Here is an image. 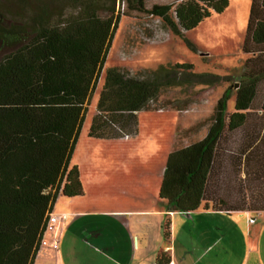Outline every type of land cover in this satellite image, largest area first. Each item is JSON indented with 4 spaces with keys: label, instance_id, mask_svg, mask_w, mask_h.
Wrapping results in <instances>:
<instances>
[{
    "label": "trees",
    "instance_id": "16d2710c",
    "mask_svg": "<svg viewBox=\"0 0 264 264\" xmlns=\"http://www.w3.org/2000/svg\"><path fill=\"white\" fill-rule=\"evenodd\" d=\"M71 1L78 6L77 16L53 26L46 22L43 10L34 16L36 29L26 40L17 32L0 28V44H17L0 61V264H32L58 194L68 198L83 195L79 171L70 166V160L120 16L112 8L108 17L101 18L96 0ZM108 2L113 6L114 0ZM144 2L122 0L120 14L126 15L127 9L156 17L179 38L229 6V0H181L174 8L153 5L146 9ZM243 52L258 53L256 59L264 54V0H250ZM253 61H245L238 77L234 111L227 112L228 88L217 102L205 136L187 147L175 145L168 155L159 197L172 212L190 214L202 205L218 206L222 211L236 209L207 198L212 187L224 183L227 163L233 164L237 183L248 186L251 198L260 196L259 187L264 183V102L262 114L251 115L262 75L248 70ZM192 69L190 64L161 66L144 77H133L117 67L106 69L88 137H135L137 114L149 111L164 89L210 85L207 77L220 79L194 74ZM188 77L194 80L190 82ZM237 133L242 139L229 152L227 136ZM252 203L248 204L250 209H264L263 202ZM164 235L168 236V225Z\"/></svg>",
    "mask_w": 264,
    "mask_h": 264
},
{
    "label": "rangeland",
    "instance_id": "374dc122",
    "mask_svg": "<svg viewBox=\"0 0 264 264\" xmlns=\"http://www.w3.org/2000/svg\"><path fill=\"white\" fill-rule=\"evenodd\" d=\"M88 1L82 0V2ZM121 1L114 0L112 6L108 0H96L97 6H100L98 15L101 18L108 17L110 15L108 10L113 8L114 14L120 16V22L106 57L101 77L88 100L78 139L71 156V164L80 165L82 172H88V174L91 165L94 167L107 164L112 166L132 164V162L155 164L156 158L161 156L165 151L166 144L169 143L167 137L171 123L174 127L177 125L175 131L178 144L176 147H183L198 141L206 134L217 102L228 88H231V97L227 103V112L230 114L234 111L235 86L240 83L238 77L245 69V61L249 58H253L254 61L248 65V70L259 71L262 74L250 113L251 115L262 114L264 54L256 59L259 56L258 53L245 54L243 52L250 0H229V6L222 14H213L194 30L184 32V38L174 36L156 17L136 11H127V9L126 15L122 16L120 14ZM180 1L145 0L144 7L150 9L153 5H171L174 8ZM43 10L47 12L46 22L53 26L57 25L59 21L70 16H77L79 13L78 6L71 0H0V28L17 32L20 39L26 40L35 32L36 26L32 24L34 16L38 13L41 14ZM170 14L174 18L173 10ZM16 46L17 44H0V61L14 51ZM176 64H190L193 67L192 73L208 74L220 79L217 81L213 77H207L205 80L210 81V85L190 84L182 88L164 89L158 100L149 105V111L137 114L139 135L137 134L135 137L115 141L88 137V130L96 112L106 69L117 67L133 77H144L148 71L156 70L161 66L171 68ZM188 78H190V82L194 80L193 77ZM241 139L240 133L228 134V143L225 145L229 148L227 151L233 152ZM113 176L114 174L109 173L104 182L111 185V181L116 179ZM233 176L231 168L224 170L225 187L227 181L230 183ZM59 195L61 194L59 193ZM208 195H215V187L210 189ZM246 218L247 223L255 224L254 228L264 229V214H254ZM241 220L244 221V218L222 214L212 220L200 221L196 226L195 240L193 237L189 238L196 242L198 238H202L200 235L208 227H213L215 230L218 228H239ZM207 235L205 236L207 237ZM259 244L264 247L263 240Z\"/></svg>",
    "mask_w": 264,
    "mask_h": 264
},
{
    "label": "crops",
    "instance_id": "0c3cea01",
    "mask_svg": "<svg viewBox=\"0 0 264 264\" xmlns=\"http://www.w3.org/2000/svg\"><path fill=\"white\" fill-rule=\"evenodd\" d=\"M172 126L171 123L169 143L155 164L91 165L88 174L82 172L80 165L70 163L79 171L83 195L57 196L51 213L68 217L55 228L58 248H39L32 264H264V247L259 244L264 241V229L246 222V217L264 214V209L248 207L250 202L264 203V183L255 199L246 184L237 183L235 175L226 187L223 181L216 184L215 195L207 198L215 204L236 207L233 211L202 205L193 213L179 214L159 197L165 160L178 144L177 125ZM230 168L232 171L233 164L227 163L225 169ZM109 173L116 178L111 185L104 182ZM222 214L244 221H239L240 227L234 229L208 227L200 235L202 238L190 240L189 237L195 240L198 222Z\"/></svg>",
    "mask_w": 264,
    "mask_h": 264
},
{
    "label": "built area",
    "instance_id": "2783aa9c",
    "mask_svg": "<svg viewBox=\"0 0 264 264\" xmlns=\"http://www.w3.org/2000/svg\"><path fill=\"white\" fill-rule=\"evenodd\" d=\"M68 217L64 214L48 213L47 221L41 234L39 241V248L51 247L54 249L58 248V241L55 237V228L62 223H65ZM167 264H174L169 261Z\"/></svg>",
    "mask_w": 264,
    "mask_h": 264
},
{
    "label": "water",
    "instance_id": "95a60500",
    "mask_svg": "<svg viewBox=\"0 0 264 264\" xmlns=\"http://www.w3.org/2000/svg\"><path fill=\"white\" fill-rule=\"evenodd\" d=\"M237 87H238V84H236L235 88H237Z\"/></svg>",
    "mask_w": 264,
    "mask_h": 264
}]
</instances>
